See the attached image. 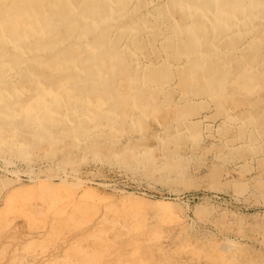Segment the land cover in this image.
<instances>
[{
    "label": "bare ground",
    "instance_id": "obj_1",
    "mask_svg": "<svg viewBox=\"0 0 264 264\" xmlns=\"http://www.w3.org/2000/svg\"><path fill=\"white\" fill-rule=\"evenodd\" d=\"M262 94L264 0H0V157L7 163L56 158L58 168L76 171L91 157L136 173L143 166L135 160L157 149L148 137L164 154L174 140L195 138L189 127L201 124L215 126L228 150L249 148L264 142V122L253 115ZM193 103L198 110L188 117L183 110ZM222 125L240 132L224 134ZM261 154L250 159L260 162ZM16 190L27 195L14 188L9 211ZM51 201L50 211L59 206ZM70 204L64 216L75 214L77 200Z\"/></svg>",
    "mask_w": 264,
    "mask_h": 264
},
{
    "label": "rangeland",
    "instance_id": "obj_2",
    "mask_svg": "<svg viewBox=\"0 0 264 264\" xmlns=\"http://www.w3.org/2000/svg\"><path fill=\"white\" fill-rule=\"evenodd\" d=\"M260 96L257 125L264 122ZM197 106L183 111L190 117ZM207 126H190L196 137L174 140L164 154L148 137L157 149L135 160L143 166L137 174L91 157L76 171L58 168L56 158L28 164L0 157V264H264V158L250 159L263 156L264 142L228 150L219 145L216 127ZM227 127L221 132H240ZM149 129L155 132L156 123ZM14 188L27 195L16 190L9 211L5 201ZM73 198L76 210L69 215ZM50 200L61 216L47 209Z\"/></svg>",
    "mask_w": 264,
    "mask_h": 264
}]
</instances>
